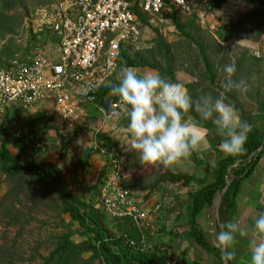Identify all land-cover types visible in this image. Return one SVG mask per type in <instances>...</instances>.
<instances>
[{
    "label": "rangeland",
    "instance_id": "374dc122",
    "mask_svg": "<svg viewBox=\"0 0 264 264\" xmlns=\"http://www.w3.org/2000/svg\"><path fill=\"white\" fill-rule=\"evenodd\" d=\"M56 1L58 0H0V68L14 59L25 58L30 54L36 41L26 32L29 13L36 6ZM146 21L148 27L139 49L125 46L123 50L139 63L158 67L165 74L172 70L182 81L191 83L192 89L188 93L194 100L204 94L218 97L223 93L225 102L231 103L239 110L240 117L243 115L247 119L246 122L251 126L249 132L254 131L256 117L264 113L263 7L254 6L240 24H232L234 38L228 41L218 40L195 12L175 10L173 14L163 17L147 16ZM187 34L204 46L215 70V82L211 81L205 68L198 45ZM229 63L236 65L232 79L245 81L246 92L237 89L225 91L227 76L223 68ZM166 76L168 77L167 74ZM7 111L0 108V124L9 120L6 122L5 133L0 134V141L8 133H12L15 139L10 141L9 148L13 154L27 140L26 135L32 130L31 126L36 124L33 126L38 127L40 135L35 136V141L42 150L36 155L31 151L25 153L23 162L35 158L39 165L55 167L61 183L73 193L89 201L98 200L99 189L95 185L88 186L87 182L92 181L94 174L90 171L86 155L90 153L88 151L96 152L95 146L100 142L99 134L102 133L97 134L98 128L92 116H87L85 122L75 130L62 132L53 119L52 110L30 112L25 118L27 121H22L23 116L20 115L11 120V114ZM191 113L196 119L199 118L195 111ZM111 150L119 157L117 150ZM65 153L70 155L69 163L73 165L68 172L59 170L65 165L60 163ZM122 155L128 162V170L121 166L122 174H136L135 177L145 189L153 190V184L169 171L163 165L142 163L135 150L120 156ZM216 155L213 153L205 157L208 165L214 164ZM104 172L105 170L98 173L99 182L96 178V185L100 184ZM218 200L214 206L217 215ZM124 220L128 223L129 232L133 229V224L128 219ZM106 222L109 223L110 219L107 218ZM70 229L79 231L80 228L71 220L62 198L47 182L27 174L9 177L0 168V264H57L54 252ZM71 240L81 254L71 258L68 264H106L103 259L93 257L86 236L75 233Z\"/></svg>",
    "mask_w": 264,
    "mask_h": 264
},
{
    "label": "built area",
    "instance_id": "2783aa9c",
    "mask_svg": "<svg viewBox=\"0 0 264 264\" xmlns=\"http://www.w3.org/2000/svg\"><path fill=\"white\" fill-rule=\"evenodd\" d=\"M191 9L190 0H58L34 7L26 32L36 44L28 56L0 68V108L52 110L62 132L85 122L86 104L97 106L102 121L126 116L117 96H109L110 112L99 97L121 68L123 48L139 49L147 16ZM96 144L95 149L111 162V170L103 174L96 209L109 219H129L142 230L152 213L141 206L132 188L121 184L119 157L101 141Z\"/></svg>",
    "mask_w": 264,
    "mask_h": 264
},
{
    "label": "crops",
    "instance_id": "0c3cea01",
    "mask_svg": "<svg viewBox=\"0 0 264 264\" xmlns=\"http://www.w3.org/2000/svg\"><path fill=\"white\" fill-rule=\"evenodd\" d=\"M190 1L192 9L189 12H195L201 22L212 31L215 37H217L218 40L224 41L234 38L231 30L232 24H240L254 9V6H260L246 0H229L226 3H222L219 0ZM133 68L140 73H160L157 68L151 66H138ZM118 75L119 72L111 77L103 86L102 90H112V88L119 83ZM176 78L177 82L182 83L185 88L186 84H191L182 81L178 75H176ZM106 96L109 97L110 95H104L103 97ZM38 110L41 112L44 111L41 107L33 111L10 108L7 112L11 114L9 117L10 119L20 115L23 116L21 118L22 121H27V119H25L28 116L27 114L30 112H38ZM85 115L86 117L90 116V118L92 116L96 128H101L102 133L106 134L111 139L114 150L119 152L120 166L126 170L128 162L125 156L120 155L128 151H134L123 131L128 122L127 116L121 118L112 117L102 121L104 118L97 109V106L90 104L85 105ZM187 118L199 123L201 126L202 122L208 123L199 121V118L196 119L191 112L187 114ZM256 118L257 123L254 129L257 128L264 133V113ZM8 121L9 120H7V122ZM32 126V130L27 132V139L29 134L33 131L37 133L36 135H40L38 127ZM8 138H10V141L15 139L12 133H8ZM222 139L223 138L217 134L216 130L209 129L206 143L198 151H195L197 158L204 162L206 167L197 165L192 160L193 154L190 158L183 159L167 167L172 173L185 174L197 178V181L191 182L188 185H184L182 182H173L169 180L159 184L156 182L152 186L154 187L153 190H150L143 187L141 184L142 182L135 177L136 174L134 176H125L122 174L121 184L132 188L141 206L152 213L150 220L142 230L137 228L133 223L132 224L141 234L144 250L147 251L157 264H224L223 260H221L215 252L207 251L190 235L191 227L189 222L192 212L191 196L196 194L206 181L211 182L215 180L213 170L218 156L217 149L220 150L219 145ZM19 149L20 148H18L17 153ZM262 151V156L254 172L242 182L235 198V214L231 222L238 223L244 235L241 236L236 234V243L233 246L236 257L231 260L232 264H249L251 256L249 248L250 242L264 239V237L255 230L256 218L264 214V146ZM213 153L217 154L215 162L212 165H208L205 157L208 154L211 156ZM63 155L64 159L60 160V163L65 165L59 168V170L62 171L63 169L65 172H68L72 169L73 165L69 163L70 155L66 153ZM52 162L56 164L54 161ZM88 166L90 171L94 174L92 181H87L88 186L95 185L100 190L102 179H100L101 182L99 185H96L95 179L97 178L96 180L99 182L98 173L104 170L105 172L111 170V162L108 156L100 152L93 153L90 151ZM214 206L205 207L202 210L197 218V224L198 228L205 233L208 243L212 247H218L216 234L219 232V227H221V225L219 215L216 214ZM128 221L130 220L128 219ZM107 224L117 235L128 233V223H125L124 219H110V222H107Z\"/></svg>",
    "mask_w": 264,
    "mask_h": 264
},
{
    "label": "trees",
    "instance_id": "16d2710c",
    "mask_svg": "<svg viewBox=\"0 0 264 264\" xmlns=\"http://www.w3.org/2000/svg\"><path fill=\"white\" fill-rule=\"evenodd\" d=\"M219 1L226 3L229 0ZM246 1L258 4L264 8V0ZM186 36L195 41L198 45L204 60L205 68L211 81L215 82V70L205 53L204 46L197 42L190 34H187ZM120 65L121 67L147 66L144 63H139L135 57L127 53L125 50L122 52ZM154 68L158 69V67L155 66ZM160 74L172 82H177L176 75L172 70H169L168 73H166L168 77L165 73L160 72ZM185 86L188 91H191L192 85L186 84ZM104 95L113 96L112 90L103 89L99 92L100 99H102ZM241 118L242 120L247 121L243 115H241ZM6 122L0 124V134L5 133V129L7 128ZM201 124L208 130H215L213 124L203 122ZM36 134L35 131L29 134L28 139L22 142L19 152L16 155L13 154L8 147L10 143L8 135L3 141H0V168L3 169L5 174L9 177L27 174L47 182V184L62 198L63 205L71 220L78 224L80 228L79 231L70 229L69 233L62 237L61 245L54 252V254L57 255V264H68L71 258L81 254L77 249V246L71 240L75 233H78L81 236H86L89 239L90 250L92 251L93 257L103 259L106 264H157L147 251L143 249L141 234L135 226H133V229L127 234H115L109 228L104 213L101 210L96 209L95 205L97 201H88L79 194L73 193L67 186L63 185L60 180L59 172L55 167L39 165L35 158L23 162L22 157L25 153L31 151L36 155L42 150L39 144L35 141L34 137ZM99 140L105 147L113 149L111 139L106 134H99ZM263 146L264 133L256 128L254 131L248 133L245 151L242 155L237 157L225 156L219 149H217L218 156L213 170L215 180L211 182L206 181L202 185V188L196 194L191 196L192 212L189 220L191 227L190 235L207 251L215 252L221 260L222 253L218 247H212L208 243L205 233L198 228L197 218L205 207L214 206L216 201L221 197L218 215L220 223L223 225V229L219 227V232L226 230L227 224L232 221L235 214V198L238 194L239 188L242 182L254 172L262 156ZM96 152H99V150H96ZM89 157L90 153L86 155L87 162ZM192 160L197 165L206 167L204 162L197 158L196 152H193ZM232 177H234L232 183L223 194V190ZM165 180L182 182L184 185H188L191 182L197 181V178L195 176L175 174L166 171L157 184ZM131 242H134V245H132ZM229 264H232L231 261H229Z\"/></svg>",
    "mask_w": 264,
    "mask_h": 264
},
{
    "label": "clouds",
    "instance_id": "9594fccd",
    "mask_svg": "<svg viewBox=\"0 0 264 264\" xmlns=\"http://www.w3.org/2000/svg\"><path fill=\"white\" fill-rule=\"evenodd\" d=\"M223 71L227 76L225 91H247L245 81L232 79L235 63L225 65ZM118 81L112 93L119 98L120 110L128 118L123 131L142 163L172 166L190 158L206 143L208 129L187 118L191 111L201 121L213 123L223 138L219 148L225 156L244 153L251 126L231 103L225 102L223 93L218 97L204 94L194 100L182 83L172 82L158 72L140 73L133 67H121ZM255 230L264 237V214L256 218ZM236 234L243 236L244 232L235 222L216 234L224 264L236 257ZM249 248V264H264V239L251 241Z\"/></svg>",
    "mask_w": 264,
    "mask_h": 264
},
{
    "label": "water",
    "instance_id": "95a60500",
    "mask_svg": "<svg viewBox=\"0 0 264 264\" xmlns=\"http://www.w3.org/2000/svg\"><path fill=\"white\" fill-rule=\"evenodd\" d=\"M101 105L104 106V108L106 109L107 112H110V109H111V99L110 97L106 96V97H103L101 99ZM234 177L231 178V180L229 181L228 185L225 187V189L223 190V194L227 191L229 185L232 183ZM220 201H221V197L219 198L218 200V205H217V209L219 211V207H220ZM221 225V228L223 229V225L220 223ZM229 264V262H228Z\"/></svg>",
    "mask_w": 264,
    "mask_h": 264
}]
</instances>
